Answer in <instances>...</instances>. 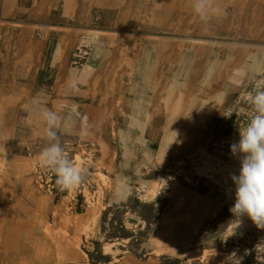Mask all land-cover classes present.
Masks as SVG:
<instances>
[{"label":"rangeland","instance_id":"rangeland-1","mask_svg":"<svg viewBox=\"0 0 264 264\" xmlns=\"http://www.w3.org/2000/svg\"><path fill=\"white\" fill-rule=\"evenodd\" d=\"M68 4L112 34L48 27L75 24ZM215 7L0 0V264H264V228L229 211L230 146L264 90V0ZM45 110L69 117L60 142L86 169L72 190L41 163Z\"/></svg>","mask_w":264,"mask_h":264},{"label":"clouds","instance_id":"clouds-1","mask_svg":"<svg viewBox=\"0 0 264 264\" xmlns=\"http://www.w3.org/2000/svg\"><path fill=\"white\" fill-rule=\"evenodd\" d=\"M193 9L201 20L207 21L210 14L218 11L215 0H192ZM255 115L247 127L239 132V140L230 146L234 155L241 157L238 175H233L235 200L229 209L240 226L243 217H248L258 228H264V90H258L250 97ZM231 115V114H229ZM45 136L48 146L42 151V165L56 176L60 190H72L85 179L86 169L73 163L61 145L58 135L62 124L69 117H62L55 111L45 110ZM87 132L88 118H82Z\"/></svg>","mask_w":264,"mask_h":264},{"label":"bare ground","instance_id":"bare-ground-1","mask_svg":"<svg viewBox=\"0 0 264 264\" xmlns=\"http://www.w3.org/2000/svg\"><path fill=\"white\" fill-rule=\"evenodd\" d=\"M102 1H106V0H102ZM104 3V2H103ZM119 2H116L115 4H114V6H120V7H122V8H127L125 5H123L122 3H120V4H118ZM107 4V3H106ZM69 5V4H68ZM71 6L72 5H69V12L67 11L66 12V15H68V17L69 18H71L72 20L75 18V24H72V25H67V26H62V25H60V26H48V27H52V28H61V29H66V30H68L69 32H71V31H81V32H92V33H95V35H99V34H104V33H110V34H108V35H111L112 33H111V30H101V29H98V30H96L94 27H91V26H89L88 27V24H91V21H90V11L89 10H87V8H85V7H78L76 10H72L71 9ZM68 7V6H67ZM124 14V13H123ZM121 20H123V18H121ZM76 25V26H75ZM97 32V33H96ZM119 32H116V33H114V34H117V35H120V34H118ZM71 34H73L72 32H71ZM71 37H73V36H71ZM70 40H72L71 38H70ZM69 46H71V44L69 45ZM32 53H30L29 55H28V59L30 58V60L33 58L34 59V54L33 55H31ZM31 55V56H30ZM27 57H25V59H26ZM122 77H127V74H126V72L124 73V75H122L121 77H119V80H118V83H120L121 84V86H120V88L122 89V87H124V80L122 79ZM113 90H112V93L115 91V89H116V86L114 85L113 87ZM119 91H121V90H119ZM91 93V92H90ZM138 93V96H140L141 94H140V92H137ZM67 109V108H66ZM105 114V113H104ZM62 117H63V114L61 115ZM86 116H87V114H86ZM97 122H98V120H96V121H94L93 120V122L91 123V124H88V126H91V125H93V126H95V127H98L97 126ZM193 256H195V254H193V253H191V257H193Z\"/></svg>","mask_w":264,"mask_h":264},{"label":"crops","instance_id":"crops-1","mask_svg":"<svg viewBox=\"0 0 264 264\" xmlns=\"http://www.w3.org/2000/svg\"><path fill=\"white\" fill-rule=\"evenodd\" d=\"M11 2V0H8V5H9V3ZM36 12L38 11L39 12V10H35ZM36 15V14H35Z\"/></svg>","mask_w":264,"mask_h":264}]
</instances>
